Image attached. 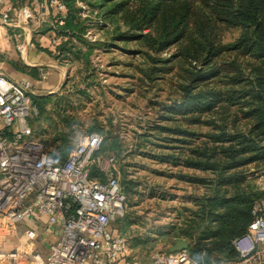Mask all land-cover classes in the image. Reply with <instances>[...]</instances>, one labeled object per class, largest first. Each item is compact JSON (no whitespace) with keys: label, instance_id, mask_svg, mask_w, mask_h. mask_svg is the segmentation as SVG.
I'll return each instance as SVG.
<instances>
[{"label":"trees","instance_id":"1","mask_svg":"<svg viewBox=\"0 0 264 264\" xmlns=\"http://www.w3.org/2000/svg\"><path fill=\"white\" fill-rule=\"evenodd\" d=\"M82 1L98 10L101 20L107 22L101 28L105 36L95 41L87 38L88 25L80 17L81 8L76 0H64L67 16L63 25L53 26L58 39L54 57L61 63H77L79 71L87 73V80L96 78L91 63L93 50L118 43L141 46L146 68H139V72L152 82L168 71L175 58H184L191 65L178 85L182 104L172 107L165 100L156 102L162 108L155 110L153 123L145 127L139 136L144 140L137 147L160 148L162 162L208 177L183 171L176 174L178 180L201 187L204 192L187 197L193 206L180 213L182 223L173 230V242L180 238L193 242L190 253L198 264L237 261L232 241L245 233L253 219V204L264 196L252 178L254 172L264 171V0ZM200 2L210 12L191 25ZM53 12H57L56 7ZM217 24L237 28L240 34L225 44L215 32ZM172 47L176 53L171 59L163 57ZM226 53L228 58L221 60ZM74 83L67 80L63 90ZM88 93L86 89L79 91L91 101ZM31 98L36 113H32L28 124L54 159L63 161L74 148L77 140H73V133L103 136L97 156L104 152L120 156L125 152L120 137L113 134L112 117H107L105 126L100 113L94 112L88 123L68 108L69 96ZM207 116L210 118L204 120ZM203 124L211 131L200 136L192 127ZM153 140L157 142L152 145L149 141ZM127 166L122 165L120 183L127 197V210L118 224L128 221L133 197L140 193L138 183L127 179ZM250 167L253 172H249ZM91 176L105 179L97 165L91 169Z\"/></svg>","mask_w":264,"mask_h":264},{"label":"built area","instance_id":"2","mask_svg":"<svg viewBox=\"0 0 264 264\" xmlns=\"http://www.w3.org/2000/svg\"><path fill=\"white\" fill-rule=\"evenodd\" d=\"M78 7L83 6L78 3ZM55 3L53 25H63L67 9ZM3 26L33 21L36 14L25 5L19 8L0 0ZM13 15V20H12ZM83 17L84 14H82ZM15 20V21H14ZM92 41V40H91ZM57 43V40L54 41ZM19 44V50H23ZM36 113L30 100V83L14 81L0 73V216L10 233L28 216L47 217L45 232L57 227L58 238L46 256L32 253L33 264H119L130 257L128 239L116 229L127 210V197L113 167L115 160L96 154L103 137L82 135L63 161L54 159L35 137L28 117ZM106 160L108 166L103 167ZM97 165L105 176H91ZM261 190L264 191V171ZM252 221L245 233L232 241L238 260L221 264H264V196L252 207ZM3 224H6L3 225ZM33 241L36 234L25 232ZM9 259L17 260L16 254ZM151 264H198L189 250L156 253Z\"/></svg>","mask_w":264,"mask_h":264},{"label":"rangeland","instance_id":"3","mask_svg":"<svg viewBox=\"0 0 264 264\" xmlns=\"http://www.w3.org/2000/svg\"><path fill=\"white\" fill-rule=\"evenodd\" d=\"M78 3L84 7L83 10L80 7V17L86 19L85 24L88 25L85 36L92 41L100 40L102 36H105L101 28L107 22H103L98 15V10H94L87 2L79 0ZM209 12L204 2L198 3L192 15L191 25L199 22V18ZM54 17L55 15L51 16V19ZM215 32L217 36H222L225 44L233 42L240 34L239 29L225 27L221 24L216 25ZM140 47L135 42L96 47L91 55L95 79L87 80L85 77L87 73L79 71L80 66L77 63L65 62L70 65L66 81L71 80L75 83L61 90V96L70 97L68 108L75 112L78 119H87L86 121L91 123L92 119L89 117L93 116L94 112H98L102 124L107 126V117H112L113 134L120 137V144L125 152L120 156L104 152L99 157L100 159L103 156L112 157L115 160L113 167L120 183L123 180L122 165L127 164V179L136 181L140 192L135 193L133 197V205L128 211V221L124 224L116 223V229L129 241V262L151 264L156 253H167L169 247L173 245V230L182 223L180 213L183 208L193 206L191 200L187 201V197L199 196L204 192L201 187L178 180L176 174L178 171H183L204 178L208 177L200 172L181 170L179 166L162 162L158 155L161 153L160 148L137 147L144 140V137L141 139L139 136L144 134L147 125L153 123L155 110L162 108V106H157L156 102L165 100L167 105L172 107L182 104L179 99L181 89L178 85L185 77V69L191 67L184 58H175L169 63L166 73H160L153 82L149 81L139 72V68H146V57ZM175 53L176 48L172 47L162 56L171 59ZM228 56V53L224 54L221 60L227 59ZM194 64L192 63V66ZM84 89L89 92L88 96L92 97L91 101L79 94V91ZM179 109H176L173 116ZM208 117L210 118L207 116L204 120ZM192 129L200 136L211 131L210 126L206 124L195 125ZM71 136L73 140L78 141L82 135L73 133ZM149 142L153 145L157 141ZM164 151L171 152V150ZM108 165V162L104 160L102 166ZM249 172H253L251 167ZM262 172L257 171L252 175L259 189L262 187L263 180L260 177Z\"/></svg>","mask_w":264,"mask_h":264},{"label":"crops","instance_id":"4","mask_svg":"<svg viewBox=\"0 0 264 264\" xmlns=\"http://www.w3.org/2000/svg\"><path fill=\"white\" fill-rule=\"evenodd\" d=\"M50 1L18 0L20 3L18 5L14 0H9L16 8L29 6L36 14V19L21 22L17 26L13 24L3 26L0 23V73L14 81H29L33 107L35 104L32 96H60L70 72L68 63H61L54 57L57 53L58 39L53 33V19H51V16H54L55 3L51 4ZM58 1L64 2V0ZM3 11L4 7L0 6V17ZM55 40L57 43H54ZM19 44H23V50H19ZM46 220L47 217L44 215L28 216L17 223L13 228L14 231L10 233L9 226L1 225L3 220L0 216V264H33L32 253L46 256L50 245L58 238L57 227H53L51 233L45 232ZM28 230L36 234L33 241L25 236ZM191 243L192 248L194 244ZM10 254H16L17 260L9 259ZM119 264L132 263L128 259L127 262Z\"/></svg>","mask_w":264,"mask_h":264},{"label":"water","instance_id":"5","mask_svg":"<svg viewBox=\"0 0 264 264\" xmlns=\"http://www.w3.org/2000/svg\"><path fill=\"white\" fill-rule=\"evenodd\" d=\"M191 241L188 239H176L172 246L169 248V252L173 253L180 250H189L191 248Z\"/></svg>","mask_w":264,"mask_h":264}]
</instances>
